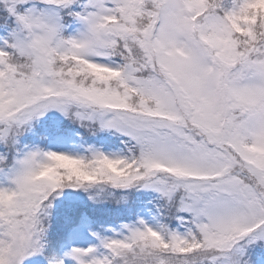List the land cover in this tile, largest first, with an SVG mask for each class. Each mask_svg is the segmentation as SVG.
<instances>
[{
  "label": "snow or ice",
  "instance_id": "1",
  "mask_svg": "<svg viewBox=\"0 0 264 264\" xmlns=\"http://www.w3.org/2000/svg\"><path fill=\"white\" fill-rule=\"evenodd\" d=\"M0 264H264V0H0Z\"/></svg>",
  "mask_w": 264,
  "mask_h": 264
}]
</instances>
